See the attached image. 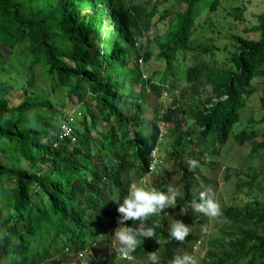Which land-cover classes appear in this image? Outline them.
<instances>
[{"label":"trees","instance_id":"16d2710c","mask_svg":"<svg viewBox=\"0 0 264 264\" xmlns=\"http://www.w3.org/2000/svg\"><path fill=\"white\" fill-rule=\"evenodd\" d=\"M218 7L219 0H0V264H124L115 254L88 250L95 241H112L116 200L150 174L161 126L169 129L166 156L176 170L159 160L154 188L178 191L177 207L158 222L121 226L158 225L133 257L159 248L160 264H170L186 252L202 218L191 207L179 214L199 202L198 168L189 170L187 160L202 164V152L217 155L230 141L250 144L251 156L264 153V14L247 29L255 38L234 35L225 68L184 61L187 54H213V45L193 46L191 38ZM227 16L242 20V9ZM166 20L156 53L143 49V36ZM150 61L163 69L149 70ZM179 65L199 104L191 111L172 92ZM163 92L174 100L165 110L157 107ZM61 93L71 104L77 99L76 121L66 105L47 98ZM254 96L259 113L242 122ZM243 183L253 198L224 211L220 252L203 264H264V201L257 198L264 169ZM174 220L189 227L182 242L169 237Z\"/></svg>","mask_w":264,"mask_h":264},{"label":"rangeland","instance_id":"374dc122","mask_svg":"<svg viewBox=\"0 0 264 264\" xmlns=\"http://www.w3.org/2000/svg\"><path fill=\"white\" fill-rule=\"evenodd\" d=\"M131 1L137 4H143L146 0ZM169 2H171V0H169ZM234 9H242V20H236L233 17L227 16L228 13ZM205 13H207V11H205ZM262 14H264V0H219L218 11L209 19L205 18L203 21L201 20V22L199 20L198 29L191 38V44L193 46L209 47L213 45V54L205 56L204 59H202V57H196V54H187L185 59L183 58L185 64L195 63L194 59H197L199 61H206L211 64V66L217 68H225L228 66L227 60L230 57L229 52L235 49L234 35H245L250 39L255 38L256 35L248 34L247 29L253 27L256 24L257 17ZM167 22H169V20H166L161 26L159 25L156 29H153L148 35L143 36L144 40L148 41L144 44L143 49L156 53L157 45L155 43L156 41H161L166 35L168 31ZM177 59L182 61L180 56L177 57ZM183 67L185 66L179 65L178 68L174 70V72H179L175 73L176 78L174 86L176 88L172 92L175 95L174 99L176 103L184 107L187 111H191V109H195L199 104L196 99L190 97V86L180 77V71ZM148 68L151 71H156L162 70L163 66L159 62L150 61ZM157 76H159V74ZM160 78L162 79V77ZM159 84L163 86L162 81H159ZM147 96L152 105L153 96L151 92H148ZM258 96H260V94ZM258 96H254L248 101L241 115L242 122L247 121L251 116L259 113L257 106H255ZM47 98L54 104L58 105L62 103L66 105V115H69V117L76 121L79 114L77 110L79 103L76 98H72L73 104L65 98V94L63 93L58 95L49 94ZM173 102V98L163 92L157 102V107L165 110ZM150 113L151 110L149 109L148 114L150 115ZM160 129L163 133V137L159 142L158 148L154 151L153 157L155 163L153 162L152 164L150 174L142 179L144 184L141 185L140 182L135 183L137 186L154 188V179L158 175L157 165H159V160L166 161V165L171 167L172 170H176L172 168V162L171 160H167L166 156L169 150V129H167L166 126H161ZM245 129L250 128L247 126ZM255 129H257V127H255ZM261 140L260 136H258L256 141L259 143ZM208 149L214 150L216 147L210 145ZM193 150L196 153L201 151L199 145H196ZM217 151V155H211L207 152L201 153L204 160H200L203 161L202 164L197 163L198 176L195 179V184L199 193H211L212 198L218 203L220 214L214 218L206 217L202 214V218L199 220L201 224H193V236L192 240L187 244L186 252L180 253V257L184 255L191 256L196 261V264H203L204 261L207 262L206 258L209 257L210 252H220L222 243L221 239L217 236V230L221 227L222 221L224 220V211L230 207H241L246 204L249 199L253 198L247 189L248 187L243 186V182L264 169V153L253 154V156H251L252 147L250 144L237 146L234 142L230 141L225 146L217 148ZM192 159L195 160L194 157ZM262 187H264V185H262ZM257 198L258 200L264 201V188L262 194ZM194 216L197 218L198 213H195ZM147 219L152 222H158L157 216H151ZM120 226L121 225L118 227ZM155 252L160 260V249L158 248ZM88 254L95 255L96 257L115 254L119 263L151 264L146 257L136 258L132 256V260L121 257L113 239L109 244L103 240L100 243L95 241L93 247L88 250ZM159 260L158 264H160ZM83 261L84 258L81 259V263H83Z\"/></svg>","mask_w":264,"mask_h":264},{"label":"clouds","instance_id":"9594fccd","mask_svg":"<svg viewBox=\"0 0 264 264\" xmlns=\"http://www.w3.org/2000/svg\"><path fill=\"white\" fill-rule=\"evenodd\" d=\"M189 170L197 166V161L194 159L187 160ZM143 185L144 181L141 180ZM177 191L168 186L166 191H159L153 187L137 186L131 184L128 187L127 194L118 202L117 212L120 218L117 223L123 225L125 221L139 222L143 224L144 221L151 216H159L165 209H175L177 207ZM191 207L195 213H201L206 217L214 218L220 214L218 203L212 198L211 193L201 192L199 194V202L191 201L190 206H183L180 208V215H184L188 208ZM167 214V213H166ZM158 225L153 224L147 228H134L120 226L114 230L112 239L115 241L119 254L121 257L132 260V253L137 247L149 238L155 235V228ZM189 233V227L178 220L169 227V237L176 241H184ZM147 259L151 264H158L159 257L156 252L147 253ZM170 264H196V261L188 255L183 257H175Z\"/></svg>","mask_w":264,"mask_h":264},{"label":"built area","instance_id":"2783aa9c","mask_svg":"<svg viewBox=\"0 0 264 264\" xmlns=\"http://www.w3.org/2000/svg\"><path fill=\"white\" fill-rule=\"evenodd\" d=\"M153 155H154V153H153ZM151 168H152V165H151Z\"/></svg>","mask_w":264,"mask_h":264}]
</instances>
